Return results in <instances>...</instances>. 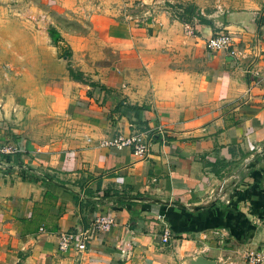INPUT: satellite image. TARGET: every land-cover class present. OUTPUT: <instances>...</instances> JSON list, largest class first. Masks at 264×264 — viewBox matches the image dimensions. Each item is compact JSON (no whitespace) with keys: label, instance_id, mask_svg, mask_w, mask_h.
Here are the masks:
<instances>
[{"label":"crops","instance_id":"1","mask_svg":"<svg viewBox=\"0 0 264 264\" xmlns=\"http://www.w3.org/2000/svg\"><path fill=\"white\" fill-rule=\"evenodd\" d=\"M213 11L190 24L165 11L140 24L94 13L91 29L114 54L87 75L94 87L73 82L63 60L46 61L51 112L80 132L0 153V264H247L245 251L264 248V9L220 10L222 26L208 20ZM216 32L230 35L235 55L207 48ZM159 128L143 159L102 146ZM122 196L145 200H110ZM99 215L115 225L94 232ZM83 229L84 252L58 251L61 233Z\"/></svg>","mask_w":264,"mask_h":264},{"label":"rangeland","instance_id":"2","mask_svg":"<svg viewBox=\"0 0 264 264\" xmlns=\"http://www.w3.org/2000/svg\"><path fill=\"white\" fill-rule=\"evenodd\" d=\"M246 8L259 12L264 0H0V149L15 155L14 143L41 149L80 132L79 125L51 112L45 66L57 57L73 82L95 86L87 75L112 64L114 54L91 29L94 13L140 24L165 11L190 24L213 10ZM50 26L70 48L69 60L51 45L44 31Z\"/></svg>","mask_w":264,"mask_h":264},{"label":"built area","instance_id":"3","mask_svg":"<svg viewBox=\"0 0 264 264\" xmlns=\"http://www.w3.org/2000/svg\"><path fill=\"white\" fill-rule=\"evenodd\" d=\"M190 32V30H187ZM206 46L209 50L213 51H223L230 52V54L235 55V51L231 49V37L226 33H214L206 39ZM160 133H163L162 128L157 130L138 132L132 131L127 134H117L109 140L102 142L103 147H111L117 150L121 148H127L130 150L131 154L137 159H143L147 156L149 146H151L154 138H156ZM8 148V147H7ZM1 152H9L8 149L2 147ZM18 167V166H17ZM222 191V185L219 186L216 191V196L218 197ZM115 225V219L113 216L109 215H99L96 216L90 227L94 232L104 233L109 231ZM41 231V229H39ZM168 236V230L164 229L160 241L165 242ZM87 240V230H78L72 233H61L57 237L56 245L58 251L66 253L69 251L84 252L86 249ZM244 259L247 264H264V248L255 247L253 249L244 252Z\"/></svg>","mask_w":264,"mask_h":264},{"label":"trees","instance_id":"4","mask_svg":"<svg viewBox=\"0 0 264 264\" xmlns=\"http://www.w3.org/2000/svg\"><path fill=\"white\" fill-rule=\"evenodd\" d=\"M197 18L201 22L208 23V21L202 15H198ZM258 28H259V31H261L264 34V15H262L260 17ZM44 31H45V34L47 35V37L49 38L51 45L56 47V49L58 50L61 58L66 57V59L69 60V58L71 56V50L65 44V42L63 41V39L59 35L58 31L51 26L47 27ZM67 71H68L69 77H73V74L71 73V71L70 70H67ZM120 106H121V104L118 106H115L114 110H117ZM126 109L129 111H133V110L139 111V110H142V107H138V105H129V106H126ZM17 155L18 154H15V157H17ZM19 165L20 164L17 162L16 166H18L19 169L22 171V169ZM29 179L31 181H33V180H36V177L32 176V178H29ZM104 197H107V195L104 194ZM124 202L127 203L128 205L132 206V207L135 205V203L132 201H124ZM130 213H131V219L130 220H132L136 216V212L134 209H130Z\"/></svg>","mask_w":264,"mask_h":264},{"label":"water","instance_id":"5","mask_svg":"<svg viewBox=\"0 0 264 264\" xmlns=\"http://www.w3.org/2000/svg\"><path fill=\"white\" fill-rule=\"evenodd\" d=\"M209 21H214L215 24H217V26H222L225 22L224 20V14L221 11H217L215 12L214 15H210V17H208ZM64 59V58H63ZM111 201H122V200H137V201H142L145 200L143 198H137L136 196H122V197H114L110 199ZM154 203L157 204H167V205H171L174 207H178V209H182V210H192L193 212H199L202 211V209H205L207 207V205H200V206H186L180 202L177 201H159V200H154ZM184 264H219L217 262V260H211V259H207L205 257H201V256H196L193 258H189L187 260L184 261Z\"/></svg>","mask_w":264,"mask_h":264}]
</instances>
